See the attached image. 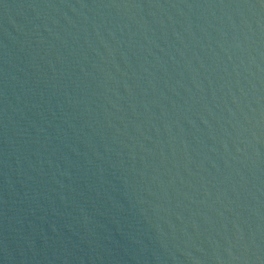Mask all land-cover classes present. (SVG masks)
Returning a JSON list of instances; mask_svg holds the SVG:
<instances>
[{"label":"water","instance_id":"water-1","mask_svg":"<svg viewBox=\"0 0 264 264\" xmlns=\"http://www.w3.org/2000/svg\"><path fill=\"white\" fill-rule=\"evenodd\" d=\"M0 264H264V0H0Z\"/></svg>","mask_w":264,"mask_h":264}]
</instances>
